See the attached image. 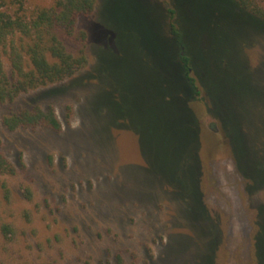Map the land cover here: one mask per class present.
Wrapping results in <instances>:
<instances>
[{
	"label": "rangeland",
	"instance_id": "obj_1",
	"mask_svg": "<svg viewBox=\"0 0 264 264\" xmlns=\"http://www.w3.org/2000/svg\"><path fill=\"white\" fill-rule=\"evenodd\" d=\"M169 1L97 0L77 19L83 38L61 35L85 67L0 102V153L15 168L0 173V264H255L258 231L264 264V28L222 0H204L206 10L176 0L199 42L208 98L198 114L162 12ZM34 104L52 105L62 130L4 126ZM209 113L228 136L220 152L250 180L232 157L209 156Z\"/></svg>",
	"mask_w": 264,
	"mask_h": 264
},
{
	"label": "trees",
	"instance_id": "obj_2",
	"mask_svg": "<svg viewBox=\"0 0 264 264\" xmlns=\"http://www.w3.org/2000/svg\"><path fill=\"white\" fill-rule=\"evenodd\" d=\"M203 1L198 3L200 7L204 5L203 9L206 10L208 7L207 4H202ZM222 2L229 11L241 13L243 21L264 28V0H222ZM96 3L97 0H52L47 4L28 7L26 0H0V102H13L22 94L32 90L68 80L85 67L87 58L83 51L76 55L69 52L61 35L77 36L78 17L91 14ZM180 11V5L176 0L169 1L166 12L162 10L168 34L173 37L177 45L176 61L181 67L184 91L189 100L195 102L197 106L198 101L205 102L208 98L205 86L195 68L197 60L200 59L199 42L193 39L195 27L189 15L181 17ZM201 17L206 24H209L213 18L207 16L204 11ZM202 34L203 30L200 31V39ZM78 36L83 38L84 34L80 33ZM192 42L195 44L198 42V45L194 48ZM4 54H7L9 59V71L4 66ZM196 110L199 114L198 106ZM209 116L213 121L208 124L209 130L206 129L210 133L207 142L209 146L214 147L215 152L210 153L209 156L232 157L239 173L249 179L233 153L220 152L225 148L228 149V136L220 127L219 117L213 113H209ZM3 124L9 130L38 127L49 128L55 132L62 130L61 121L52 105L42 107L34 104L19 108L4 116ZM219 134L220 140H216L215 137ZM219 141L222 143L220 144ZM14 172V166L0 153V173ZM2 230L5 234L10 233L11 225L4 223ZM258 232L254 243L255 264H259Z\"/></svg>",
	"mask_w": 264,
	"mask_h": 264
}]
</instances>
